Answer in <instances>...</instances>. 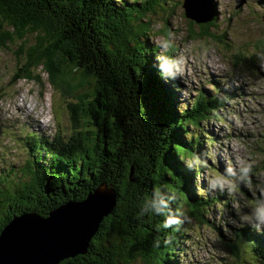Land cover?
I'll return each instance as SVG.
<instances>
[{
	"label": "trees",
	"instance_id": "obj_1",
	"mask_svg": "<svg viewBox=\"0 0 264 264\" xmlns=\"http://www.w3.org/2000/svg\"><path fill=\"white\" fill-rule=\"evenodd\" d=\"M165 2L0 0V47L14 44L22 59L13 83L41 82L35 73L40 68L61 97L74 100L66 106L72 121L67 137L59 131L54 137L24 135L34 158L21 166L19 178H0V231L15 216H45L60 204L80 201L100 183L116 195L87 251L57 264H180L174 259L189 228L186 220L161 228L162 217L141 212L144 200L154 188L172 190L178 196L173 209L199 224H207L213 205L223 200L219 191L197 194L192 179L203 169L182 163L193 152H205L204 140L214 141L201 123L219 117L222 101L199 92L179 111L177 83L158 73L159 47L149 42L148 16ZM209 2L214 15L199 24L205 33L217 18L215 2ZM253 236L252 245L262 247ZM252 248L254 262L263 263L257 258L262 249Z\"/></svg>",
	"mask_w": 264,
	"mask_h": 264
},
{
	"label": "rangeland",
	"instance_id": "obj_2",
	"mask_svg": "<svg viewBox=\"0 0 264 264\" xmlns=\"http://www.w3.org/2000/svg\"><path fill=\"white\" fill-rule=\"evenodd\" d=\"M213 1L217 18L207 33L184 15L182 0H166L164 8L148 16L152 22L150 44L156 46V41L171 33L174 47L169 54L180 58L178 74L171 77L177 83L174 102L179 111L191 105L199 92L206 96L215 94L222 101L219 117L201 123L214 139L210 144L204 140L205 151L215 146L218 155L215 163L208 162V171L194 175L197 194L198 189L203 190L200 185L206 184L204 177L211 172L222 173L226 163L234 167L237 161L251 164L253 184L264 174V68L257 59V53L264 52V0H244L238 7L237 0ZM156 24L161 27L157 29ZM17 48L12 43L0 47V178L9 181L19 178L21 166L34 158L25 146V134H70L72 121L66 106L74 101L61 97L40 68L35 73L40 74L41 82L19 79L13 83L22 62ZM213 85H218L219 91ZM240 191L248 203L259 196L243 187ZM221 193L225 205H213L207 224H199L190 216L186 220L189 228L180 240L176 263L243 264L240 256H233L231 246L218 231L234 238L239 228L228 222L233 215L232 201L226 192ZM50 212L38 216L47 217ZM243 248L249 252L247 244Z\"/></svg>",
	"mask_w": 264,
	"mask_h": 264
},
{
	"label": "water",
	"instance_id": "obj_3",
	"mask_svg": "<svg viewBox=\"0 0 264 264\" xmlns=\"http://www.w3.org/2000/svg\"><path fill=\"white\" fill-rule=\"evenodd\" d=\"M237 7L244 0L237 1ZM184 15L195 23L212 19L209 0H183ZM116 195L105 183L80 201H68L47 217L26 212L13 217L0 231V264H57L84 254L99 223L114 208Z\"/></svg>",
	"mask_w": 264,
	"mask_h": 264
},
{
	"label": "clouds",
	"instance_id": "obj_4",
	"mask_svg": "<svg viewBox=\"0 0 264 264\" xmlns=\"http://www.w3.org/2000/svg\"><path fill=\"white\" fill-rule=\"evenodd\" d=\"M159 29L161 25L156 24ZM160 52L155 57V67L158 73L164 77L168 73L172 78L178 74L176 67L179 57H172L169 53L174 47L172 34L168 33L166 37L156 41ZM257 59L261 68H264V52L257 53ZM218 153L215 146L208 148L203 153L193 152L191 156H186L182 163L189 169H203L208 171V162H216ZM252 165L244 161H237L236 166L227 164L222 173L211 172L204 177L206 184L203 190H199L201 195L205 192L219 191L226 192L232 203L231 208L233 215L228 218V222L235 227H247L250 230L264 235V174L258 183L253 184ZM248 189L249 192L256 196L251 203L243 198L241 188ZM178 199L177 193L166 188H154L151 197L145 199L141 212L151 216L162 217L161 228H169L172 225H180L187 220L186 213L180 209H173L172 204ZM247 209V211H245Z\"/></svg>",
	"mask_w": 264,
	"mask_h": 264
},
{
	"label": "bare ground",
	"instance_id": "obj_5",
	"mask_svg": "<svg viewBox=\"0 0 264 264\" xmlns=\"http://www.w3.org/2000/svg\"><path fill=\"white\" fill-rule=\"evenodd\" d=\"M211 9V8H210ZM18 107H20V106H18ZM24 108H26L27 106H23ZM21 109V108H20ZM36 123H37V121H35Z\"/></svg>",
	"mask_w": 264,
	"mask_h": 264
}]
</instances>
